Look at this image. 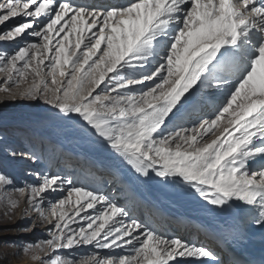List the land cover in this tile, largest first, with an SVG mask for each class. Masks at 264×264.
<instances>
[{
  "label": "snow or ice",
  "instance_id": "1",
  "mask_svg": "<svg viewBox=\"0 0 264 264\" xmlns=\"http://www.w3.org/2000/svg\"><path fill=\"white\" fill-rule=\"evenodd\" d=\"M6 25L0 42L23 46L0 48V92L44 100L140 176L214 209L236 208L233 241L264 228V0H0ZM31 175L37 183L13 188L25 201L19 219L30 223L15 232L0 224V233L41 225L50 238L3 241L13 255L39 264H221L199 228L192 239L161 232L76 177ZM13 185L0 173L8 220L21 202L6 194ZM219 240L229 264H252ZM82 246L96 250L75 257Z\"/></svg>",
  "mask_w": 264,
  "mask_h": 264
},
{
  "label": "rangeland",
  "instance_id": "2",
  "mask_svg": "<svg viewBox=\"0 0 264 264\" xmlns=\"http://www.w3.org/2000/svg\"><path fill=\"white\" fill-rule=\"evenodd\" d=\"M20 22L23 21H12L13 24ZM4 27H7V25L0 26V31H2ZM19 46H23L22 42L20 44L0 42V48L7 49L9 51L18 48ZM3 79L4 74L0 73V87L3 86ZM22 87H27V85L25 84ZM0 100L5 101L4 103H0L1 108L3 107L2 109L7 106H21L24 110L16 111V109H14L5 111L1 109L0 111V173L5 174L14 181L13 187H9L6 190V194L13 195L21 201L19 207L10 213L11 220L6 219L3 215L4 212L7 211L6 201H0V224L11 227L14 232L16 228L23 229L30 223V220L19 219L21 210L25 206V201L18 193H14L13 188H20L24 187L26 184L37 183L36 178L31 175V173L38 170L57 174L56 171H53V167H51V156L56 153L57 148L62 146V150L65 146L64 144L77 152H88L96 155L97 157L99 156L100 158L106 160L109 159L122 164L130 172L131 176H134L137 180L145 183L146 187L150 191H153L157 197L163 200V202L165 201V203L171 207L184 208V210L189 212L194 211V213L198 212L204 214L212 211L213 206L210 205L209 207V205H205V202L201 201L198 196L194 195L190 191L185 192L182 189L177 190V188L171 184L162 183L159 181V178H155L154 174L153 178H147L135 173L130 166L118 160L109 149L98 143L94 136L80 131L79 125H74L70 121L59 118L45 119L38 117L36 111L41 108H52L58 113L56 109L47 104L44 100H11L8 98L7 94L3 92H0ZM26 117L33 118V120L37 123L44 120L42 125L51 130V134L55 138V141L37 140L35 136H33L32 132L21 124ZM54 138H52V140ZM58 150H60V148ZM13 153H16L17 155L13 156ZM21 153H33L39 157V159L33 161L22 157L20 155ZM19 159L22 160V162L20 161L18 163L17 161ZM6 161L10 163V169L4 168V163ZM61 175H67V171L64 170V174ZM52 198L55 199V197ZM223 210L227 211L230 215L239 218L240 213L236 208H225ZM29 216L31 218H35V213L30 211ZM249 233L252 239L260 244H264V228L249 227L246 230V234L249 235ZM48 238H50L49 234L41 225H38L30 232L19 231L17 234L7 235L0 233V264H19L20 259L23 257L27 259L29 264H39L38 261L32 259L31 253H24L20 250L19 255H13L14 252L18 251V249L9 247L7 244L3 243V241H14L18 245H23L26 243H35ZM198 239L203 242V237H199ZM95 250L96 249L92 246H82L74 250V255L77 258L84 257Z\"/></svg>",
  "mask_w": 264,
  "mask_h": 264
},
{
  "label": "bare ground",
  "instance_id": "3",
  "mask_svg": "<svg viewBox=\"0 0 264 264\" xmlns=\"http://www.w3.org/2000/svg\"><path fill=\"white\" fill-rule=\"evenodd\" d=\"M77 2H87L98 6L123 3V1L120 0H77ZM2 108L0 106V111ZM14 109H16V111H24L21 106H7L2 110L10 111ZM203 111H211V107H204ZM36 114L38 117L45 119H62L52 108H41L36 111ZM72 115L75 116L77 114ZM187 118L196 119L197 116L191 115ZM43 123L44 120L37 123L33 118L26 117L21 124L32 132L37 140L55 141V138L51 134V130L42 125ZM184 126L190 127L191 125L185 124ZM52 138L54 139L52 140ZM64 145L63 151L61 150V146L59 147L60 150L57 148L56 153L51 156L50 164L51 167H53V171H56V173L64 174V170H66L67 176L76 177L79 174V177L76 178H78L80 182L94 185L103 193L110 194L120 204L127 205L136 217L142 220L148 219L161 232L172 233L184 239H192L197 235L195 228H199L198 238L203 237V243L219 253L221 264H227L226 259H228L229 256L221 247L219 240L221 236L228 237L227 243L231 245V248H229L231 253L242 250V256L236 253V257H241L240 259L245 258L246 261H251L252 263L255 261L252 257L256 255H261L263 256L261 258H264V244H260L252 239L250 233L249 235L246 234V238L241 241H233L231 239L228 235L229 230L236 226L238 218L230 215L227 211L212 208V211L210 209L212 213L208 212L204 214L198 212L194 213V211L189 212L184 210V208L171 207L167 205L165 201L163 202V200L157 197L153 191H150L145 183L131 176L130 172L122 164L109 159L100 158L99 156L97 157L88 152H77L69 148L66 144ZM20 161L22 162L20 159L17 162L19 163ZM4 168L10 169V163L6 161L4 163ZM19 264L29 263L27 259L23 257L20 259Z\"/></svg>",
  "mask_w": 264,
  "mask_h": 264
}]
</instances>
